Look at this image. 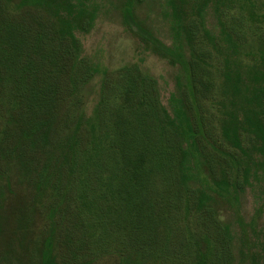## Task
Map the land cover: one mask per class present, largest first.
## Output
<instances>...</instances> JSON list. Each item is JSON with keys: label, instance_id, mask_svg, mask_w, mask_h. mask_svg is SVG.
Listing matches in <instances>:
<instances>
[{"label": "rangeland", "instance_id": "1", "mask_svg": "<svg viewBox=\"0 0 264 264\" xmlns=\"http://www.w3.org/2000/svg\"><path fill=\"white\" fill-rule=\"evenodd\" d=\"M1 1L19 5V0ZM84 1L93 5L96 15L90 28L76 32V37L82 54L101 71L81 88L76 105L79 116L94 114L106 73L112 74L115 84L117 73L125 66H135L154 79L157 103L171 115L172 95L187 102L181 67L154 52L124 23L121 11L126 0ZM201 2L135 0V21L198 63L196 90L208 128L202 150L219 177L224 175L220 160L224 151L240 155L247 164L240 175L238 206L249 248L230 204L214 194L210 202L213 219L221 226L218 234L200 223L199 213L189 209L186 198L178 201L176 191L159 194L161 189L152 188L153 178L143 168H132L135 181L125 179L122 201L114 206L110 194L119 187L123 168L100 164L86 171L90 175L80 183V194L73 190L69 170L61 169L60 178L53 171L41 189L30 195L29 184L35 181L31 168L19 170L13 165V155L4 154L0 157V264H264V171L259 168L250 133L253 114H259L264 124V98L258 96L259 85L250 80L264 55V0ZM176 19L197 24L193 38L174 24ZM76 120V115H69L60 131L59 147L66 138L72 141L76 136ZM102 125L98 118L96 127ZM51 150V163H57L53 158L62 153L54 147ZM198 183L192 180L182 187L195 190ZM130 184L135 188H129ZM139 209L145 229L137 228L143 223L135 217ZM92 223L101 232L91 233ZM212 223H208L210 227ZM218 237L221 250L222 242L229 241L226 263L218 261Z\"/></svg>", "mask_w": 264, "mask_h": 264}, {"label": "trees", "instance_id": "2", "mask_svg": "<svg viewBox=\"0 0 264 264\" xmlns=\"http://www.w3.org/2000/svg\"><path fill=\"white\" fill-rule=\"evenodd\" d=\"M207 1L214 4L217 0H202L201 4ZM134 2L126 0L123 4L124 23L154 52L181 67L187 102L172 95L171 115L157 103L154 79L135 66H125L117 73L115 84L110 79L112 74L106 73L101 102L94 114L79 116L76 105L81 88L101 69L82 54L76 32L90 28L96 9L84 0H32V3L19 0L17 6L0 0V157L13 155V165L19 170L31 168L35 181L29 184L30 195L41 189L53 171H56L53 176L60 178L62 170H69L73 190L80 194V183L90 175L86 171L100 164L123 168L119 187L110 192L114 206L122 201L125 179L133 177L135 181L132 168H143L153 178L152 188L161 189L159 194L169 189L177 192L179 202L186 198L189 209L199 213L197 219L212 230L210 233L221 232V226L213 219L212 194L226 200L249 248L238 206L240 175L247 164L240 155L224 151L220 159L224 175H217L214 164L202 150L208 128L196 90L198 63L194 58L186 59L178 47L167 46L141 27L135 21ZM176 20L174 24L193 38L197 24L192 20L189 24ZM262 43L264 46V37ZM251 74L250 80L259 85L258 96L263 99L264 55ZM108 113L111 122H106ZM70 114L76 115L77 133L72 141L66 138V143L59 147L60 131L67 125ZM253 115L250 133L257 146L259 168L264 171V124L259 114ZM98 118L103 124L101 128L96 127ZM80 144L86 147L80 148ZM52 147L62 153L53 158L57 163H51L49 157ZM192 180L199 182L200 187L192 190L187 186L184 191L182 186ZM129 188L135 186L130 184ZM152 209L157 211V206ZM142 214L140 209L135 211L137 220L143 221L138 229H145ZM211 222L214 224L210 227ZM90 228L93 234L100 231L97 223ZM217 240L218 261L226 263L229 241L222 242L221 250L219 237Z\"/></svg>", "mask_w": 264, "mask_h": 264}]
</instances>
